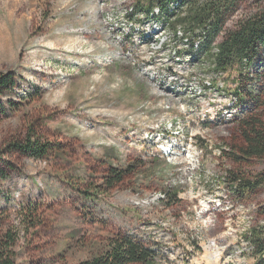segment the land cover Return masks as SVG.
<instances>
[{
    "label": "rangeland",
    "instance_id": "374dc122",
    "mask_svg": "<svg viewBox=\"0 0 264 264\" xmlns=\"http://www.w3.org/2000/svg\"><path fill=\"white\" fill-rule=\"evenodd\" d=\"M141 1L0 0V74L18 81L0 155L29 134L50 145L42 160L3 158L0 242L12 235L15 264H79L120 233L162 264H256L244 236L264 225V187L240 197L227 174L264 173V159L233 161L242 117L264 106L234 105L223 87L235 85L180 32L133 14ZM263 7L240 3L227 32ZM250 88L264 101V79ZM128 166L107 189V173Z\"/></svg>",
    "mask_w": 264,
    "mask_h": 264
},
{
    "label": "trees",
    "instance_id": "16d2710c",
    "mask_svg": "<svg viewBox=\"0 0 264 264\" xmlns=\"http://www.w3.org/2000/svg\"><path fill=\"white\" fill-rule=\"evenodd\" d=\"M245 0H144L134 10L135 15H142L151 22H162L181 39L187 41L189 51L203 56L210 64L216 77H221L225 84L233 83L234 87H223V93L236 99L234 105L241 106L249 102L264 106L259 92L248 89L249 85L263 80L258 70L264 67V7L257 13L240 21L237 27L227 32L229 18L240 3ZM221 39V41H220ZM182 54V52H179ZM210 82L212 88L219 89L218 81ZM256 81V82H255ZM18 87L14 73L0 74V124L8 118L9 108L3 101L7 93ZM206 87V86H204ZM259 91V90H257ZM86 130L85 124L82 125ZM241 143L236 146L233 161L242 165L256 159H264V118L262 116H243L240 125ZM76 148V147H75ZM10 151L35 159H45L50 145L35 134H29L24 140L15 141ZM9 149L0 155V179H6L5 161ZM4 161V162H3ZM136 166L124 169H111L105 179L107 189L120 186L127 177L135 174ZM230 187L240 197L253 194L264 187V173L248 176L242 172L229 171ZM178 197V193H174ZM7 242H0V264H15L11 249L12 235ZM253 248L256 264H264V225L252 227L244 236ZM79 264H162L159 253L133 237L120 233L110 240L108 250Z\"/></svg>",
    "mask_w": 264,
    "mask_h": 264
}]
</instances>
